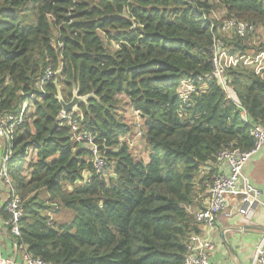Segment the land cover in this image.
Segmentation results:
<instances>
[{
    "label": "trees",
    "instance_id": "trees-1",
    "mask_svg": "<svg viewBox=\"0 0 264 264\" xmlns=\"http://www.w3.org/2000/svg\"><path fill=\"white\" fill-rule=\"evenodd\" d=\"M224 4L226 19L256 25L226 39L229 48L264 51L261 31L254 40L264 29V0ZM213 7L208 0H0V117L27 105L9 172L23 201L21 235L12 237L28 253L50 264H184L199 233L189 208L213 181L217 155L231 145L250 150L252 126L264 127V71L227 69L225 86L214 75L221 22ZM49 68L58 74L40 86ZM56 78L67 101L74 89L96 95L76 116L96 136L109 179L95 173L91 150L61 118ZM121 95L143 118L147 159L134 153L133 127L116 112ZM61 208L71 220L59 221ZM0 213L9 216L4 207Z\"/></svg>",
    "mask_w": 264,
    "mask_h": 264
},
{
    "label": "built area",
    "instance_id": "built-area-1",
    "mask_svg": "<svg viewBox=\"0 0 264 264\" xmlns=\"http://www.w3.org/2000/svg\"><path fill=\"white\" fill-rule=\"evenodd\" d=\"M219 35H214L212 46V62L214 66V75L218 77L222 85L225 86V74L227 69L236 68L240 65L255 66L256 74H261L264 71V51L257 54L253 53H238L233 52L226 39H232L234 36H245L254 32L256 25L252 21H242L237 18L225 20L219 27ZM55 73L49 68L45 76L40 82L42 86L47 80H51ZM192 87L188 86L183 89L186 96L187 92H191ZM186 98V97H185ZM26 104L21 111L16 114H9L5 117H0V139L4 142V152L0 165V183L7 193V199L3 205L5 212L9 214L8 217L3 218L0 223V230L2 227L6 230L7 236L14 241V247L21 251L22 258L19 259L16 255H4L3 245L0 239V264H50L45 260L34 257L27 252L23 245H18V242L12 236H20L21 230L19 222L23 216V201L20 194L17 192L14 181L9 172V162L11 161L13 150V139L15 130L25 120ZM78 112H61V118L71 127L74 134L75 141L80 145L88 147L92 152L91 163L95 173L101 179H109L112 170L109 165L107 157L102 153L99 144L96 141V136L87 130H81V117L76 116ZM138 115L136 123L138 135L143 134L142 127L144 121L141 115ZM251 134L254 137V146L248 150L234 147L233 145L226 147L217 155L216 166L220 167L217 174H215L213 181L209 184L210 194L209 199L202 207L195 213L196 221L209 232L212 233L216 225L218 216L222 213L229 215V208L231 206L229 195L239 196L242 202L246 205L255 202L258 196V191L253 185L243 180L240 181L243 175V169L249 158L264 145V127L258 123L251 128ZM226 164V171L222 170L223 164ZM241 213H246V209L242 207ZM215 248V242L210 237H204L200 240L196 235L191 236L188 242V250L185 256L184 264H217L211 261L210 253ZM226 264V263H223ZM253 264H264V236L259 241L256 252L253 258Z\"/></svg>",
    "mask_w": 264,
    "mask_h": 264
},
{
    "label": "crops",
    "instance_id": "crops-1",
    "mask_svg": "<svg viewBox=\"0 0 264 264\" xmlns=\"http://www.w3.org/2000/svg\"><path fill=\"white\" fill-rule=\"evenodd\" d=\"M4 152V142L0 139V165ZM214 174H217L220 167H213ZM224 163L222 170L226 171ZM210 170V167H207ZM250 182L258 191V196L252 204H244L239 196L229 195L231 206L229 215L222 213L218 216L216 225L210 234L199 224V233L196 235L200 240L204 237H210L215 242V248L210 253L211 261L217 264H253V258L259 241L264 236V145L257 150L247 161L243 169L242 181ZM210 194L209 186L203 197L190 211L195 214L199 209L204 207ZM7 199V193L0 183V209ZM197 200V199H196ZM244 207L246 213H241L240 209ZM3 217L0 213V223ZM0 239L3 245L4 255L18 256L22 258L21 251L14 247V241L7 236L4 227L0 230Z\"/></svg>",
    "mask_w": 264,
    "mask_h": 264
},
{
    "label": "rangeland",
    "instance_id": "rangeland-1",
    "mask_svg": "<svg viewBox=\"0 0 264 264\" xmlns=\"http://www.w3.org/2000/svg\"><path fill=\"white\" fill-rule=\"evenodd\" d=\"M208 1H210L212 3V5L214 6L212 9V12H211L212 17L219 20L222 24L225 20H227L226 19L227 18L226 17V8H225V4H224L225 0H208ZM260 31L264 35V29H261V30L259 29L258 34L254 37V40H257L259 35L261 36ZM228 39L231 40L230 38H228ZM54 73H55V75L58 74V70ZM51 80H52V78H51ZM55 82L57 83V86L59 87V89L62 93V85H60L58 78H56ZM116 112L127 123H129L133 127V133L131 134V136H129L130 137L129 140L132 141V144L135 146V147H133L134 153L140 157L147 159L148 153H147L146 143H145L143 134L141 136L138 135V129H137V125H136V123L138 121V116H137L138 114L133 110L132 106L128 102V99L124 95L119 96V103H118V107L116 108ZM142 130H143V127H142ZM123 140H125V139H123ZM201 197H203V195H201ZM56 216L58 217L59 221H67V220L69 221L73 217V212L69 209L61 208L58 211Z\"/></svg>",
    "mask_w": 264,
    "mask_h": 264
},
{
    "label": "water",
    "instance_id": "water-1",
    "mask_svg": "<svg viewBox=\"0 0 264 264\" xmlns=\"http://www.w3.org/2000/svg\"><path fill=\"white\" fill-rule=\"evenodd\" d=\"M57 99L60 101L61 106H62V111L65 113L68 112H78V110L80 109V106L82 104H88V101L92 98V97H96V95L94 93L88 94V95H80L79 94V90L78 89H74L73 90V97L71 100L67 101L63 98V95L59 89V87L57 86Z\"/></svg>",
    "mask_w": 264,
    "mask_h": 264
},
{
    "label": "bare ground",
    "instance_id": "bare-ground-1",
    "mask_svg": "<svg viewBox=\"0 0 264 264\" xmlns=\"http://www.w3.org/2000/svg\"><path fill=\"white\" fill-rule=\"evenodd\" d=\"M11 162V161H10Z\"/></svg>",
    "mask_w": 264,
    "mask_h": 264
}]
</instances>
